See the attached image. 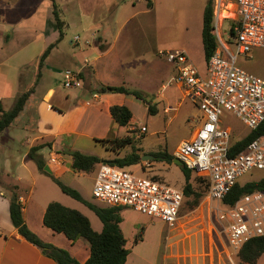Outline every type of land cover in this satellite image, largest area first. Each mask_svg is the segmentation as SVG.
Instances as JSON below:
<instances>
[{
	"label": "crops",
	"instance_id": "obj_1",
	"mask_svg": "<svg viewBox=\"0 0 264 264\" xmlns=\"http://www.w3.org/2000/svg\"><path fill=\"white\" fill-rule=\"evenodd\" d=\"M56 1L60 5L67 26L65 14L70 11L69 5L72 6L71 11L76 15L77 21L81 24L80 29L85 35L82 39L78 35L69 38L65 32L62 40L46 57L41 68V76L24 108L0 134V264H58L39 246L24 238L13 225L9 214L12 188L19 197L24 221L31 231L42 241L67 250L78 262L83 263L87 260L90 255V244L85 238L80 237L72 242L63 233L53 231L44 225L43 216L50 202L57 200L72 208L74 201L67 197L47 173L38 168L29 155L30 149L38 147L34 152L44 159L50 170L44 169L46 172L61 182L62 179H68V182L63 183L78 190L85 200L99 206H107L105 203H96L92 198V191L86 194L81 188L78 178L86 172L72 169L70 153L72 151L88 153L78 145L81 137L95 141L126 135L131 136L134 141L143 137L148 130L147 125L135 124L132 108L138 100L146 108L145 117L148 122L151 115L148 114L146 103L135 96L121 92H102L101 87L125 86L138 90L145 96L155 97L146 99L155 105V114L162 112L169 121L177 116V113L170 115V112L173 109L177 110V106L186 97L183 87L173 80L176 72L174 65L159 55L158 51L184 49L194 63L187 40L159 41L162 0H151L152 7L147 6L146 0ZM35 8L41 17H33L32 11ZM85 18L89 19L86 24L83 23ZM33 30L35 32L31 35ZM201 30L202 26L198 39L200 45ZM57 36L50 0H0V102L4 110L9 109L4 108L6 101L11 107L19 92L33 85L37 73V57ZM76 36L78 40L75 39ZM52 60L58 62L56 73L60 75L67 68L79 71L82 86L72 88L62 86L60 89L52 83L43 88L39 87L43 72L47 69L48 62ZM205 66L204 59L203 67H197L204 71ZM30 67L33 69L32 77L31 71L26 70ZM178 93L181 95L180 101L176 98ZM190 102L196 107L195 112L201 115L196 103L192 100ZM112 105H126L130 109L132 117L127 126L118 125L112 118L110 113ZM141 126L146 127L143 133L139 131ZM198 127L199 125L192 130L189 138ZM135 131H138V134ZM102 146L103 152L91 154L114 158L132 150L128 145L119 148ZM177 146L169 153L174 155ZM136 147L141 155L159 151ZM45 149L48 150L46 156L43 154ZM125 150L129 151L126 153ZM51 158H54V161ZM96 166L88 172L93 174L91 177L93 184L98 169ZM160 168L162 165L158 164L151 173L163 175L167 171ZM178 168L180 169V166ZM75 200L85 206L78 208L79 211L88 217L92 228L100 232L103 224L92 214L94 211L83 202ZM131 213L138 215L131 218L129 216ZM152 219L156 218L148 217L129 207L122 208L119 226L126 240L125 247L128 249L124 264L241 262L237 252L230 248L224 222L219 219L224 231H217L218 227L212 228L215 241L218 243L213 240L215 247L208 250L202 247L201 239L199 248L195 247L193 250L187 246L186 238L190 235L200 237V234L198 230L192 232L193 228L190 225L185 227L188 223L182 216L173 228L158 219L165 226L166 240H170L174 235L184 234L176 241L165 244L163 236L158 233L151 234V229L155 225ZM222 232L223 236L220 235ZM138 234L141 238L136 241Z\"/></svg>",
	"mask_w": 264,
	"mask_h": 264
},
{
	"label": "built area",
	"instance_id": "obj_2",
	"mask_svg": "<svg viewBox=\"0 0 264 264\" xmlns=\"http://www.w3.org/2000/svg\"><path fill=\"white\" fill-rule=\"evenodd\" d=\"M225 19L230 21L227 31L221 27ZM212 20L217 46L204 71L184 49H162L158 54L174 65L173 80L201 111L199 127L191 138L179 142L174 156L200 176L208 196L221 203L217 217L224 222L230 248L238 252L250 239L264 236V191L243 194L231 204L223 199L242 174L264 170V129L243 149L232 152L231 133L223 117L232 114L249 131L264 124V78L237 65L240 56L264 48V0H213ZM79 74L65 69L62 85L82 86ZM139 131L145 132L146 127ZM92 194L106 205L129 207L171 228L176 226L184 201L182 188L108 163H99Z\"/></svg>",
	"mask_w": 264,
	"mask_h": 264
},
{
	"label": "trees",
	"instance_id": "obj_3",
	"mask_svg": "<svg viewBox=\"0 0 264 264\" xmlns=\"http://www.w3.org/2000/svg\"><path fill=\"white\" fill-rule=\"evenodd\" d=\"M50 2L52 6L54 26L58 31V36L53 42L49 43L37 57V73L33 85L20 91L12 106L8 110H4L0 102V134L15 120L24 108L26 101L34 90L35 84L41 76V68L44 65L46 57L49 55L51 49L64 37L67 23L62 17L60 5L56 0H50ZM146 3L148 7H152L151 0H146ZM212 18L213 0H209L203 11V24L201 30L203 53L206 62L215 52L217 46L216 38L213 32ZM101 91L131 94L146 103L148 114L156 113L155 105L147 100L144 94L138 90L130 89L125 86L108 85L102 86ZM110 113L115 122H117L120 126H127L132 117V113L126 105H112L110 107ZM263 129L264 124L258 129L250 130L243 138L233 141L231 151L238 152L243 149L248 142L261 134ZM96 141L107 147L113 146L119 148L132 145L133 149L131 152L123 156L114 158H103L80 151H72L70 153L72 156V169L90 172L99 163H108L117 167L126 168L128 166L138 164L141 161L142 155L138 152L139 149L134 146V140L129 135L123 137L96 139ZM37 149L38 147L31 148L29 155L36 162L38 168L47 173L64 193L83 202L90 209H92L101 220L103 227L100 232L95 231L86 215L77 209L61 204L60 202L52 201L47 205L43 216V223L45 226L51 228L53 231L63 233L72 242L80 237L85 238L89 242L90 255L85 262L80 263L74 259L67 250L42 241L28 228L22 215V204L17 193L13 190L14 188H12L9 203V214L10 219L13 225L17 228L18 232L24 238L39 246L47 256L53 258L58 264H124L128 254V249L125 247L126 240L119 226L123 206H99L85 200L78 190L64 184L58 178L44 170L45 161L42 157L35 154L34 151ZM149 154H151L156 160L165 161L167 163L173 162V159L175 158L173 154L161 150L149 152ZM180 170L184 176V184L182 188L184 196L194 195V203H197L200 194L195 193L191 182V174L194 172L188 169L185 165H182ZM197 177L204 183L200 176L197 175ZM256 190L264 191V178L255 181H248L244 184L236 182L223 199V202L227 204L234 203L243 194L251 193ZM140 238L141 235L138 234L135 240L137 241ZM263 253L264 236H258L250 239L237 252L240 261L247 264H255Z\"/></svg>",
	"mask_w": 264,
	"mask_h": 264
},
{
	"label": "rangeland",
	"instance_id": "obj_4",
	"mask_svg": "<svg viewBox=\"0 0 264 264\" xmlns=\"http://www.w3.org/2000/svg\"><path fill=\"white\" fill-rule=\"evenodd\" d=\"M121 0H116V2H120ZM209 0H162V6L160 7L161 13V23H160V42L166 41H175V40H187L189 46V53L194 61V64L198 67H203L204 64V53L202 45L199 43L200 38V29L203 21V11L205 6L207 5ZM115 6V5H114ZM68 11L65 16L68 20V26L65 29V32L69 38H73L75 35H78L81 39L85 35V32L80 29V23L77 21L76 15H73L71 11ZM38 9H34L33 17H41ZM68 10V8H66ZM28 20V19H27ZM23 21V19H22ZM89 19H84L83 23H87ZM230 26V21L225 19L223 20L221 27L224 31H227ZM35 31L31 33V35ZM29 36V35H27ZM47 69L43 72L44 76L41 80V84L39 87L43 88L49 84H55L60 89H62V75L56 73L59 67L57 61L52 60L48 62ZM237 65L246 69L249 72H252L260 77L264 78V48H253L246 56H240L237 60ZM31 71V77L33 75L32 67L26 69ZM63 70V69H62ZM60 75V76H59ZM36 76V75H35ZM35 80V79H34ZM145 96V95H144ZM146 98H155L152 96H145ZM178 101L181 99V95L178 93L177 97ZM57 102V101H54ZM177 106V105H176ZM4 108H10V103L6 101L4 103ZM133 114L135 124L140 126L142 124L147 125V132L143 137L136 138L134 141V146H140L145 150L154 151H168L172 152L174 148L179 144L181 140L188 139L192 130L197 127L199 122V114L194 110L196 108L188 98L183 99L180 104L177 106V110H172L170 115L177 113L176 117H172L171 120L168 121L165 118L162 112L158 114H150L149 122L146 120V108L142 104L141 101H137V104L132 105ZM169 113H167L168 115ZM223 125L225 128L230 130L232 141L239 140L243 138L248 132V127L238 118L233 116L230 113H226L223 117ZM138 131H135L137 133ZM138 134V133H137ZM78 145L81 148H84L87 154H91V152H103V146L95 141L86 138H80ZM130 149H133L132 145H128ZM129 150H125L127 153ZM132 151V150H131ZM48 150L45 149L43 154L46 156ZM125 154V153H123ZM149 154V153H144ZM173 154V153H171ZM162 165L160 169H167L163 175L153 174L152 169L155 170L157 165ZM98 165L96 166V168ZM167 167V168H166ZM131 172L136 175L145 176L148 178H153L152 176L159 178L155 180H159L166 184L175 187L183 188L184 176L178 166L171 162H163L156 160L155 158H150L149 160H141L138 164L126 167ZM92 173H84L78 178L81 184V188L88 194L89 191H92ZM152 175V176H151ZM264 178V170L252 169L242 174L238 178L239 184H244L248 181H255ZM154 179V178H153ZM63 182H68V179H62ZM191 182L193 184L195 193L200 194L198 198V202L194 203V195L184 196L183 205L180 210V216L185 220L188 224L185 227L190 225L193 228L192 232H196L200 234V237L190 235L189 238H186L187 246L190 249L195 247H200V239L201 245L205 250H208L210 247L214 248L215 245L213 240L215 241V234L212 231V228L215 227L221 231L223 229L222 224L220 225V221L217 218L218 209L222 206L219 201L212 200L207 194L206 185L199 180L195 173L191 174ZM94 185V184H93ZM59 189V188H58ZM60 191V190H59ZM66 195V194H65ZM67 197L74 201L75 209L84 208L85 206L76 201L71 196ZM92 198L96 203L102 204L103 202L99 199L95 198L92 194ZM57 201V200H55ZM59 202V201H58ZM64 204V203H62ZM88 209V208H87ZM79 210V209H78ZM82 212V211H81ZM92 214L98 219V216L95 215V212ZM138 215L137 213H131L129 216L132 218ZM154 222V228L151 229V234H160L163 236L164 241L163 244L176 241L179 237L184 234L174 235L170 240H166V229L163 223L159 222L158 219H152ZM221 233V232H220ZM224 235V232L222 234ZM223 238V237H222ZM216 242V241H215ZM218 243V242H216ZM240 262V261H239ZM240 264H244L240 262ZM256 264H264V253L259 257Z\"/></svg>",
	"mask_w": 264,
	"mask_h": 264
},
{
	"label": "water",
	"instance_id": "obj_5",
	"mask_svg": "<svg viewBox=\"0 0 264 264\" xmlns=\"http://www.w3.org/2000/svg\"><path fill=\"white\" fill-rule=\"evenodd\" d=\"M149 158H153V156L151 154H144V155L141 156V160H146V159H149ZM173 163L177 164L180 167L183 165L182 161H180L176 157L173 159ZM44 169L47 170V171H50L48 169L47 165L44 166Z\"/></svg>",
	"mask_w": 264,
	"mask_h": 264
}]
</instances>
